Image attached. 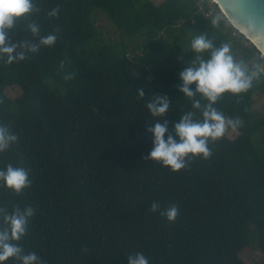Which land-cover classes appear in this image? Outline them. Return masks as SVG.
<instances>
[{
	"label": "trees",
	"instance_id": "obj_1",
	"mask_svg": "<svg viewBox=\"0 0 264 264\" xmlns=\"http://www.w3.org/2000/svg\"><path fill=\"white\" fill-rule=\"evenodd\" d=\"M36 3L39 12L21 20L11 39H33L24 26L35 20L42 35H57L55 45L19 63H0V121L20 136L0 154V167L22 163L32 178L19 195L0 188V204L36 208L24 248L47 264H127L133 252L150 264H246L242 254L252 240L264 255V113L256 112L254 98L264 93V82L218 102L243 125L235 138L225 134L212 143L210 158L173 172L145 157L153 147L148 96L172 100L171 111L158 118L171 124L191 107L179 92V73L193 58L192 35L231 42L237 58L250 62L262 61L258 47L225 18L214 19L219 6L211 12L207 1ZM57 5L59 16L49 17ZM96 9L139 34L141 53L93 45ZM13 85L22 89L16 98L5 92ZM154 200L177 205L176 220L151 212Z\"/></svg>",
	"mask_w": 264,
	"mask_h": 264
},
{
	"label": "clouds",
	"instance_id": "obj_2",
	"mask_svg": "<svg viewBox=\"0 0 264 264\" xmlns=\"http://www.w3.org/2000/svg\"><path fill=\"white\" fill-rule=\"evenodd\" d=\"M37 12L36 0H0V63H19L38 53L41 47L55 45L57 35H42L35 20H29L24 26L33 39H11L20 27L19 22ZM47 14L58 17L60 6ZM189 48L193 58L188 59V66L179 73V92L191 101V107L171 124L167 119H158L172 109V100L167 95L150 94L146 103L148 114L153 118L148 127L153 147L145 157L173 172L183 170L197 157L210 158V145L223 138L228 129L237 130L243 125L239 117L226 116L217 107L225 94L239 96L264 82V63L238 59L231 42L218 45L207 32H199L192 35ZM138 95L144 98L145 89H138ZM19 141L20 136L13 127L0 121V154L13 150ZM31 184V170L22 163L0 167V188L19 195ZM150 211L174 222L180 210L175 204L165 207L154 200ZM36 212L30 204H15L11 209L0 204V264H9L10 260L16 264H47L38 252L27 251L21 243ZM127 264H150V260L143 252H133L127 256Z\"/></svg>",
	"mask_w": 264,
	"mask_h": 264
},
{
	"label": "rangeland",
	"instance_id": "obj_3",
	"mask_svg": "<svg viewBox=\"0 0 264 264\" xmlns=\"http://www.w3.org/2000/svg\"><path fill=\"white\" fill-rule=\"evenodd\" d=\"M156 3L161 2L162 0H154ZM210 3L212 0H208ZM218 6V5H217ZM215 6L214 9L217 7ZM217 15H221L222 10L217 8ZM97 14L95 16L96 25L98 28V36L94 41H91L93 45H101V44H112L121 52H127L128 54L135 55L141 53L142 45L140 38L137 39L139 34L130 35L122 28L116 26L110 18L107 16L106 12L102 9H96ZM233 25V24H232ZM237 34H242L240 30H238ZM243 38H246V35L242 34ZM90 42V43H91ZM251 40H247V44H250ZM6 94H8L12 98H16L22 93V89L19 85H13L7 87L5 89ZM255 98V110L258 113H264V93H256L254 95ZM238 130L228 129L226 134L235 138L238 135ZM250 226L253 232L254 224ZM253 241V245L248 247L242 254L243 259L246 264H258L264 259V255L258 247L255 240Z\"/></svg>",
	"mask_w": 264,
	"mask_h": 264
},
{
	"label": "water",
	"instance_id": "obj_4",
	"mask_svg": "<svg viewBox=\"0 0 264 264\" xmlns=\"http://www.w3.org/2000/svg\"><path fill=\"white\" fill-rule=\"evenodd\" d=\"M233 26L264 52V0H216Z\"/></svg>",
	"mask_w": 264,
	"mask_h": 264
},
{
	"label": "built area",
	"instance_id": "obj_5",
	"mask_svg": "<svg viewBox=\"0 0 264 264\" xmlns=\"http://www.w3.org/2000/svg\"><path fill=\"white\" fill-rule=\"evenodd\" d=\"M205 1L208 2L209 7L211 8V12H213L214 7H215L216 4H217V3H216V0H212L211 3H210L208 0H199V4L203 5V3H204ZM223 18L226 19V24H231V25H232L230 19L226 16V14L224 13V11H222L221 15H219V14H218V15L215 14V16H214V19H216V20H220V19H223ZM232 26H233V25H232ZM246 38L249 39L247 36H246ZM249 40H250V39H249ZM251 42H252V41H251ZM252 43H253V42H252ZM259 57H260V59L262 60L261 62L264 63V52L261 51V50H260V52H259Z\"/></svg>",
	"mask_w": 264,
	"mask_h": 264
}]
</instances>
